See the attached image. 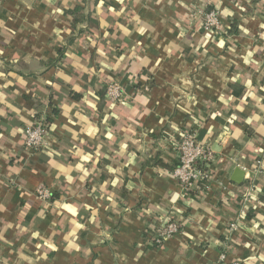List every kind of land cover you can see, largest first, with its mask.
Instances as JSON below:
<instances>
[{
    "label": "crops",
    "instance_id": "0c3cea01",
    "mask_svg": "<svg viewBox=\"0 0 264 264\" xmlns=\"http://www.w3.org/2000/svg\"><path fill=\"white\" fill-rule=\"evenodd\" d=\"M208 7L221 33L202 29ZM111 81L124 87L114 102ZM38 120L48 146L29 153L23 129ZM184 130L219 147L187 194L171 175ZM41 184L64 200L40 201ZM167 219L180 229L156 246ZM221 252L264 264V0H0V264H221Z\"/></svg>",
    "mask_w": 264,
    "mask_h": 264
},
{
    "label": "built area",
    "instance_id": "2783aa9c",
    "mask_svg": "<svg viewBox=\"0 0 264 264\" xmlns=\"http://www.w3.org/2000/svg\"><path fill=\"white\" fill-rule=\"evenodd\" d=\"M201 27L204 31L210 33H221L223 31L219 12L216 9H203L201 12ZM106 97L114 102L124 96V87L118 82L111 81L105 86ZM47 125L43 121H34L23 129V146L29 152H38L47 147ZM176 165L171 169V175L177 181L181 191L188 193L197 187V183L204 185L210 180L212 171V162L215 159L216 152L213 151L204 142L199 141L196 134L191 130H184L179 133L175 144ZM201 188V190H202ZM255 189L252 185L248 187L243 195V208L247 209L249 203L254 198ZM50 189L41 184L35 189V196L42 202H47L50 198ZM238 224L231 221L227 231L231 233L236 231ZM180 229V223L167 219L160 221L154 227V233L150 241L154 245L162 244L167 238L173 236ZM225 254H219L221 264H240L239 261L233 260L229 263L224 261Z\"/></svg>",
    "mask_w": 264,
    "mask_h": 264
},
{
    "label": "trees",
    "instance_id": "16d2710c",
    "mask_svg": "<svg viewBox=\"0 0 264 264\" xmlns=\"http://www.w3.org/2000/svg\"><path fill=\"white\" fill-rule=\"evenodd\" d=\"M207 9H211V7H208ZM78 11H76L75 12V17L72 19V21L75 23V22H77V21H79L80 19H79V13H77ZM235 31H236V23L235 22H233L232 24H231V26H230V28L229 29H226L225 31H224V33L226 34V33H235ZM63 52H64V48H60L59 49V51H58V56H61L62 54H63ZM70 94H71V97L73 98V99H78L79 97H80V95H78V94H76V93H73V92H70ZM201 188H202V185L199 183H197V187H196V189L197 190H201ZM64 196H65V193L64 192H62V191H60V190H54V191H51V193H50V198L48 199V201L46 202V203H56L57 201H60V200H64ZM258 203V201H254V204H257ZM253 211H254V208L253 207H251V208H248L247 209V213L245 214V216L247 217V218H249V217H251V215H252V213H253Z\"/></svg>",
    "mask_w": 264,
    "mask_h": 264
},
{
    "label": "water",
    "instance_id": "95a60500",
    "mask_svg": "<svg viewBox=\"0 0 264 264\" xmlns=\"http://www.w3.org/2000/svg\"><path fill=\"white\" fill-rule=\"evenodd\" d=\"M212 150L215 151V152L219 151V147H218V145H217V142L214 143V146H213ZM243 176H244V171H243L241 168L236 167V168L233 170L231 180H232L233 182L239 184V183L242 182Z\"/></svg>",
    "mask_w": 264,
    "mask_h": 264
}]
</instances>
